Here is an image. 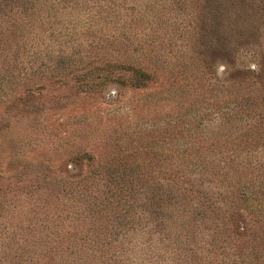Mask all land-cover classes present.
I'll list each match as a JSON object with an SVG mask.
<instances>
[{
	"label": "rangeland",
	"instance_id": "rangeland-1",
	"mask_svg": "<svg viewBox=\"0 0 264 264\" xmlns=\"http://www.w3.org/2000/svg\"><path fill=\"white\" fill-rule=\"evenodd\" d=\"M19 2L0 17V264H264V0ZM123 62L130 81L87 80ZM92 172L162 202L95 207Z\"/></svg>",
	"mask_w": 264,
	"mask_h": 264
},
{
	"label": "trees",
	"instance_id": "trees-1",
	"mask_svg": "<svg viewBox=\"0 0 264 264\" xmlns=\"http://www.w3.org/2000/svg\"><path fill=\"white\" fill-rule=\"evenodd\" d=\"M15 3V6L17 5H21V3L19 2V0H12ZM7 0H0V17L3 18L7 11H9V9H7V7H9V5L6 4ZM107 63L110 61H106ZM114 66V65H113ZM96 70L94 72H92L89 76H87V80L91 81L89 82L90 84H92L93 86H99L102 85L103 83H107L109 81H111V77L109 75L112 73L116 72H120L122 70L128 71L131 68V65L128 62H123V63H118L117 67L113 69V71H110L111 69H109L108 67H105V65H101V66H97L95 67ZM115 70V71H114ZM120 70V71H119ZM141 72V71H140ZM142 73V77L143 79H145L147 76L144 72ZM96 74V75H95ZM123 78V80H122ZM118 80H121L123 83L130 81V77H126L125 74L120 73L116 79H113L112 81L117 82ZM140 82V81H139ZM91 85V86H92ZM181 127L179 128L180 131ZM184 130V129H183ZM182 130V131H183ZM190 153V148L189 149H185V150H179V160L182 159L183 157H189L190 155H188ZM225 165V164H224ZM170 168V167H169ZM100 172H104V171H100ZM96 173V172H95ZM94 172L90 173L89 176H86L85 179H81L77 182V186L78 188H84L85 190H88L89 192H87V194H93V192L96 193V195H94V197L92 199H95L94 201H92V203L94 204L95 207H99V206H105V205H109V204H124V205H128V206H132L134 204H132V202H134L136 200V198L142 195H139L140 192L142 191L144 196L146 198V205H150L153 204L155 205L157 203V205H159L162 201V195L159 193H162V189H160L156 184H153L152 182H148V184L145 185H141L142 187L140 188L139 191L134 190V188H136L137 183L133 182L134 179L131 180H125L124 182H118V184H111L109 182V179H105L108 177H104V185L101 186H97L96 182L94 181V178L96 176ZM102 173L99 174L102 175ZM125 174L123 175H132L134 176L133 173V169L130 170V172H124ZM210 173V172H209ZM105 174V173H104ZM106 176V175H105ZM171 175L168 176V178L170 179ZM100 178V177H99ZM98 178V179H99ZM165 182L164 184L166 185V187L169 189L168 191L163 190L164 194H168V193H172V191L175 188V185L177 182H179L178 179L174 178L172 180H169ZM94 186H96V190H94ZM100 187H102L101 192L98 193L97 190L98 188L100 189ZM161 187V186H160ZM162 188V187H161ZM248 188V185H244L241 187L240 190L246 189ZM82 189V190H84ZM137 189V188H136ZM237 193V192H235ZM258 197H256V201L258 200V217L260 218H264L261 214L264 213V211L261 209L262 205H264V185H261L260 183H257V193ZM133 199V201H132ZM131 204V205H129ZM57 214V213H56ZM63 213H61L60 215H58V219H62ZM223 214L225 215L226 218L229 217V215L227 214V211H223ZM227 221V219H224Z\"/></svg>",
	"mask_w": 264,
	"mask_h": 264
}]
</instances>
